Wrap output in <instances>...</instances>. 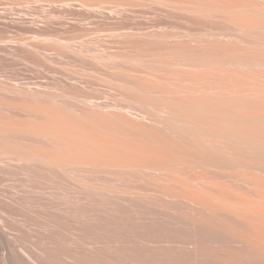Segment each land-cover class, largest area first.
<instances>
[{"label":"bare ground","instance_id":"obj_1","mask_svg":"<svg viewBox=\"0 0 264 264\" xmlns=\"http://www.w3.org/2000/svg\"><path fill=\"white\" fill-rule=\"evenodd\" d=\"M36 9L0 16V264H264V0Z\"/></svg>","mask_w":264,"mask_h":264},{"label":"rangeland","instance_id":"obj_2","mask_svg":"<svg viewBox=\"0 0 264 264\" xmlns=\"http://www.w3.org/2000/svg\"><path fill=\"white\" fill-rule=\"evenodd\" d=\"M55 1V2H54ZM60 3H69L72 5V12L69 11V13L67 14V20L69 22H72L74 19V13L76 11L79 10H83L84 8H88L92 5V0H0V16H16V15H20L23 13H27L29 15H33L36 16L37 14V10L36 9V5L38 4H42L45 7H49V6H53V4H60ZM73 18V19H72ZM1 21V20H0ZM89 27H91V24H88ZM6 69H8L9 71H15L18 70L17 72H21L22 67H17L16 65H8L5 67ZM20 70V71H19ZM5 73V70L3 67H0V74ZM7 75H12L11 72L6 71ZM1 80H3L2 77H0ZM123 245L126 246V240L122 243ZM124 257H119L116 259L117 262L122 263V264H126V255H122ZM38 257V256H37ZM35 257V258H37ZM114 257L115 255H106L104 258L107 261L108 264H112L114 261ZM15 259V263L16 264H36V260L32 261V259H22L19 260L17 258ZM77 260V262L79 264H84V260L83 258H75ZM27 260H29V262H27ZM39 260V262L37 264H65L64 262H62L60 259L59 261H61V263H59L56 258H49L46 256H39V258L37 259Z\"/></svg>","mask_w":264,"mask_h":264}]
</instances>
